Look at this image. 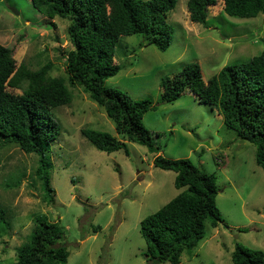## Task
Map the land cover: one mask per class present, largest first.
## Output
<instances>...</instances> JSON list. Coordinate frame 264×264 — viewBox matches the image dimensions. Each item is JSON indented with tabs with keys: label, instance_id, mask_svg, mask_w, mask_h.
Wrapping results in <instances>:
<instances>
[{
	"label": "rangeland",
	"instance_id": "rangeland-1",
	"mask_svg": "<svg viewBox=\"0 0 264 264\" xmlns=\"http://www.w3.org/2000/svg\"><path fill=\"white\" fill-rule=\"evenodd\" d=\"M186 1L176 0L168 16L173 37L165 50L140 34L120 36L114 63L121 68L105 81L133 99L156 102L142 121L158 151L125 139L128 154L92 145L81 129L122 137L104 108L80 85L69 87V104L52 110L60 130L46 152L51 202L43 198L34 174L38 155L13 143L0 144V264L16 260V247L27 241L33 218L40 215L61 225L64 235L57 243L69 252L65 264H152L145 256L140 221L182 190L174 185V171L153 165L157 154L189 158L204 172L214 173L219 188L216 204L223 221L216 227L206 221L204 237L182 252L178 264H232L236 243L264 251V172L255 161L254 144L237 136L218 111L194 93L186 90L168 103L160 100L159 86L163 76L171 77L189 62L199 64L207 81L223 66L261 53L264 13L228 15L223 0H216L207 7L204 27L190 20ZM68 23L60 17L48 22L31 0H0V44L11 48L16 65L25 63L34 70L49 61V74L65 77L64 51L73 47Z\"/></svg>",
	"mask_w": 264,
	"mask_h": 264
},
{
	"label": "trees",
	"instance_id": "trees-1",
	"mask_svg": "<svg viewBox=\"0 0 264 264\" xmlns=\"http://www.w3.org/2000/svg\"><path fill=\"white\" fill-rule=\"evenodd\" d=\"M216 0H187L192 22L208 26L207 7ZM32 6L49 22L55 17L68 20L66 28L73 45L64 51L66 76H52L47 62L38 69L15 64L11 48L0 44V144L13 143L26 153L38 155L35 176L43 198L53 200L51 164L46 152L57 139L60 125L52 110L69 104V87L80 85L102 106L114 122L117 138L107 131L81 129V134L97 149L110 153L122 149L125 140L139 143L150 152L159 147L152 142L142 121L156 108L150 98L133 99L118 88L105 84L119 72L114 63L115 48L122 35L140 34L149 44L165 50L173 37L168 16L176 0H31ZM223 11L249 18L264 13V0H223ZM52 23V22H51ZM53 25V24H52ZM7 86L20 88L16 94ZM161 98L171 103L188 90L200 102L208 103L222 116L237 136L255 146V161L264 172V50L247 62L227 64L207 81L198 63H186L176 74L160 79ZM125 139V140H124ZM155 167L175 172L174 185L182 190L140 221L145 256L152 264H178L184 250H191L205 235V223L216 227L223 217L216 204L219 188L214 173H206L189 158H153ZM0 214V220H3ZM227 226L226 224H224ZM64 235L57 221L35 216L31 233L16 247V260L8 264H65L69 255L58 240ZM232 264H264V251L236 243Z\"/></svg>",
	"mask_w": 264,
	"mask_h": 264
},
{
	"label": "clouds",
	"instance_id": "clouds-1",
	"mask_svg": "<svg viewBox=\"0 0 264 264\" xmlns=\"http://www.w3.org/2000/svg\"><path fill=\"white\" fill-rule=\"evenodd\" d=\"M195 95V94H194Z\"/></svg>",
	"mask_w": 264,
	"mask_h": 264
}]
</instances>
